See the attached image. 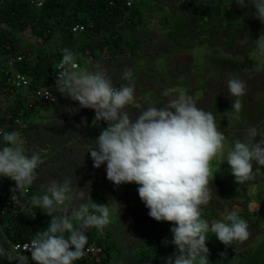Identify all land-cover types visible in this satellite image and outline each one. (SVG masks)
Masks as SVG:
<instances>
[{"label":"clouds","instance_id":"obj_1","mask_svg":"<svg viewBox=\"0 0 264 264\" xmlns=\"http://www.w3.org/2000/svg\"><path fill=\"white\" fill-rule=\"evenodd\" d=\"M235 2L241 8L253 9L254 17L260 23H264V0H235ZM134 3L135 0H130L127 5L132 8ZM30 4L35 9H42L45 0H32ZM167 11L172 12L169 9ZM206 23V21L200 22L199 26ZM164 26L165 32L163 27L156 26L149 32L156 37L158 49L166 47L168 51L161 50L167 52L164 56L158 52L160 59L156 55L155 61L147 60L152 64L146 66L147 70L154 69L150 67L161 66L160 61H163L170 51L177 55L189 53L195 55L199 48L212 46L216 40L225 43L227 51L238 48L242 42L244 46L247 42L255 41L253 55L264 56V28L251 32L243 38H237L232 46L229 41L218 40L215 36L213 39L211 35H208L209 38L203 36L200 38L205 41L211 40V43L204 46L197 45L182 52L179 42L175 44L176 41L167 40V25ZM87 29L86 25L77 24L72 27L71 32L77 36L87 32ZM21 37L22 45L11 54L8 63L0 68V77H2L0 79V119L3 113H7L16 105L26 108V113L20 109L21 107L19 108L12 123L0 122V189H3L1 191L7 195V200L0 203V234L6 237V232L13 231L16 224L11 225L6 220L8 217L16 218L24 209L32 214V218L40 215L45 218L51 217V219L48 228L36 232L31 242L10 243L3 238L9 249L8 260L13 259L18 264H73L74 261L83 257L89 261H99L105 257V252L96 242L88 243L90 233L106 238L110 228L113 234L119 231L122 239L125 240L123 228L130 231L133 226L135 228L139 226L141 230H144L141 224L142 219L137 220V217H131L128 211L130 208H133L135 212L140 209L143 214L142 208L146 207L147 212L144 210L142 223L146 221L150 231L153 219L162 221L163 224L166 222L165 226L174 224L170 231L165 232L163 225L161 230L163 236L173 234L171 243L177 249L173 256L167 258V264H207L208 256L212 253V246L207 247L206 244L210 233L213 236L216 235L217 239L226 245L222 250L224 258H227L224 249H233L231 245L234 242L243 243L252 238L254 228L249 217L247 220L240 216L243 214L238 210L228 211V209L220 220L213 221L218 218L213 216L216 213L214 207H212L214 212L211 208L206 210L205 207L212 200L211 187L215 189L211 185L212 182L219 185L216 193L220 200H224L232 193H238L240 187L253 183L260 189L255 194L259 193L258 197L264 202V132L258 130V127L262 129V123L249 127L246 139L235 138L232 141L233 146L225 157L226 135L237 132V127L241 126L232 127L229 134L226 131L224 133L217 126L214 108L205 111L198 107L197 100L183 89L164 90L162 95L168 99L160 106H157L161 100L160 96L153 93L152 99L158 101L139 111L133 118L127 108L134 99L138 98L135 87L142 81L141 77L147 70L137 71L141 65L138 64L135 67L137 63H133L132 67L126 68L122 77L117 80L118 73L115 72L110 76L109 72L117 69L121 64L119 61L111 62V56L107 52L97 59L89 50L85 54H74L66 48L62 56L54 61L53 84L49 87L32 89L30 78L19 71L18 67L27 61L35 63L33 52L41 50L44 47V41L34 36L30 30L24 32ZM160 44L163 46L160 47ZM168 44H171L169 48ZM12 50L9 46L8 51ZM237 54L233 52L227 55ZM136 62L140 60L136 59ZM257 72H259L258 69ZM120 84L123 85L119 86ZM247 85L250 86L239 78H229L226 81L228 96L235 97L232 111L236 113H239L243 107L240 98L246 94ZM255 104L256 112L264 108V105H261L262 101H255ZM79 105L95 111V120L91 122L88 134L85 132L86 129L79 127L75 117ZM46 109H55L57 112L55 119L63 124L51 128L58 130L57 137L60 140L59 147L55 149L37 147L36 143L33 140L30 141L24 133L30 125L37 127L36 129H42V127L50 129V126L37 125L31 119L32 113L36 115ZM62 110L64 114L58 118ZM72 119L75 124L71 123ZM236 119H239V116ZM86 124L88 123H82L85 126ZM71 127L74 128L73 131L70 130ZM76 131L82 133L78 138L73 136ZM63 137H66V140H63ZM25 143L32 144L31 150L34 151L26 148ZM85 145L91 147L88 153L93 160L88 159L87 162L86 155L71 156L69 161L66 160V151H70L68 155H71V152L76 149L75 146ZM46 157H54L52 162L46 164L49 168L48 172H45V169L42 170ZM217 157H221L223 162L227 161L231 168L222 167L220 178L212 181V161ZM76 159L81 162L69 165ZM86 163V172L93 166L95 174L101 170V165L105 164L107 179L126 192L123 194L124 191L121 189L117 191V194L110 193L111 187L100 185L94 190L106 192V196L98 192L100 195H91L85 204L68 205L71 204L70 201L76 200V196L83 199L85 193L80 188L79 193L73 194L71 179L65 178L62 181L61 178L59 179L60 171H55L53 167L55 164L61 166L64 177H68V174L85 176L84 173L78 172H84L83 166ZM75 169L78 170L75 171ZM227 172L228 174L232 172L235 180H230ZM39 178L43 181L46 179L49 186L45 190L40 188L41 192L45 193L32 196L31 205L26 209L23 206L24 198L31 196L32 189H36L33 183ZM98 179L106 182L103 177ZM124 183H129L128 187L121 186ZM119 193L121 208L118 212L112 210L117 215L114 220H110L109 208L115 203L108 201L107 195L116 200ZM11 199L15 201L12 208L8 206ZM106 202L113 204L101 205ZM143 203V207L138 205ZM30 207L33 210H30ZM67 207H70L71 214L67 212ZM35 208L38 212L44 210L46 214H37ZM261 209L264 211V203ZM124 211H127V214ZM245 213L248 214V212ZM121 215H127L128 220L125 221ZM249 215L252 218L258 216V214L257 216ZM254 221L259 225L262 219L257 217ZM94 229L98 232H93ZM152 232L153 234L147 232L145 239L140 242L153 236L155 231L152 230ZM138 243L131 242L127 245L133 247ZM250 250L252 253L260 251L264 253V243L255 247L253 242L243 251ZM0 254H4L3 249H0ZM218 257L221 258L219 251ZM228 259H239L240 263L243 262L239 255L237 256V251ZM118 262L122 263V261ZM115 263L117 262H112V264Z\"/></svg>","mask_w":264,"mask_h":264},{"label":"trees","instance_id":"obj_2","mask_svg":"<svg viewBox=\"0 0 264 264\" xmlns=\"http://www.w3.org/2000/svg\"><path fill=\"white\" fill-rule=\"evenodd\" d=\"M129 1L45 0L42 9H35L30 4L32 0H0V68L8 63L11 54L22 45L21 36L27 30L32 31L34 36L40 37L44 41V47L33 52L35 63L27 61L18 67L19 71L30 78L31 88L36 89L49 87L53 84L54 61L62 56V52L66 48H69L74 54H85L89 50L97 59L107 52L111 56V62L114 60L122 64L124 59L127 60L126 63H129V68L132 67L131 64L137 63L141 65L137 71H142L146 69L147 65H152L147 60L155 61L156 55L160 59L158 52L163 56L167 53L158 49L159 44L155 47L156 37L150 34L152 27H163L165 32L164 25L166 24L167 40L176 41L175 44L179 42L182 52L197 45L210 44L211 40L205 41L200 38L205 33L211 35V39L215 36L218 40L229 41L232 46L237 38H243L245 35H250L251 32L264 28V23H260L254 17L253 9L241 8L235 0H135L132 8L127 5ZM171 3L178 5V14L174 15L167 11L171 8ZM203 21L215 23L216 26L209 28L207 32L203 31V28L199 26ZM77 24L86 25L87 32L74 36L71 31L72 27ZM190 43L193 44L188 45ZM9 46L13 49L12 51H8ZM136 59L140 62H136ZM18 111L19 107L15 106L7 113H3L0 122L12 123ZM36 128L30 125L24 133L30 141L33 140L36 143L37 147H52L53 149L59 147L58 130L45 127ZM45 167L46 165L42 170ZM44 180L43 182L46 183V179ZM39 185L41 186L42 183ZM40 186L32 189L31 196L25 197L24 202L22 201L26 209L31 205L32 196H36L42 191ZM4 200H7V195L0 191V203L2 204ZM19 216L8 217L6 220L11 225L16 224L11 233L6 232V237L0 234V249L4 250V254H0V264H18L13 259H7L9 249L3 238L10 243L31 242L36 232L48 228L51 219V217L45 218L40 215L32 218V214L25 209ZM165 223L153 219L151 225L152 230L156 231L155 234L134 245L133 248L131 245L124 244L119 231L113 234L108 228L109 234L107 233L106 238H100L96 233H90L88 243L99 244L105 252V257L99 261H89L83 257L84 260L81 258L74 261L73 264H112V261H126L131 264H167V258L173 256L177 249L171 243L172 233L168 236L161 234L162 225L165 232L172 228L165 226ZM93 232L98 231L94 229ZM208 238L207 247L212 246L213 251L208 256L207 264H264V253L261 251L255 253H252L251 250L249 252L242 251L239 254L243 260L241 263L239 259L231 261V259L223 258L221 252L226 245L211 233L208 234ZM214 249L221 253V258L218 257V251L215 252ZM244 259H246L245 262Z\"/></svg>","mask_w":264,"mask_h":264},{"label":"rangeland","instance_id":"obj_3","mask_svg":"<svg viewBox=\"0 0 264 264\" xmlns=\"http://www.w3.org/2000/svg\"><path fill=\"white\" fill-rule=\"evenodd\" d=\"M171 4L172 5L171 8H169V10L172 11L174 15L178 14L177 13V9L179 8L178 5L174 3ZM214 26H216L215 23H206L205 25H200V27L203 28V31L206 32L209 31V28H214ZM204 36H206V38H209L207 33H205ZM154 44L156 47L157 42H155ZM161 46H163V44H160V47ZM170 46L171 44H168L167 47L169 48ZM242 46H243V42L241 43V45H239L238 48H235L232 51H227L226 44L216 40L215 44L212 46L199 48L198 51L195 52L196 53L195 55L191 53L186 55H177L174 54L173 51H170L167 57H165L163 61H160L161 66H156V68L150 67V68H154L151 70H147L148 67H146L147 71L144 72L143 76L141 77L142 81H140L139 84L136 85L135 87V91L138 92V98L134 99L133 103L128 106L127 110L134 118L135 115L139 113V111L143 110L145 107L149 105H152L153 102L158 101L152 99L154 98L153 93L154 95L156 94L158 97L160 96L161 100L157 105L160 106L166 103L168 99V97L162 95L164 90L169 88L183 89L188 94H191L197 100L198 107L203 108L205 111L211 110L212 107L214 108V116L216 119L217 126L224 133L226 131L227 134H229V131L232 130V127L241 126V127H237L238 129L237 132H232L228 136L225 134L226 141H225L224 156L226 157L227 152L233 146L232 141H234L235 138L237 137L246 139V133L249 127L262 123L263 124L262 129L261 127H258V130L264 132V108L257 112L255 111L256 109L255 101H262L261 105H264V80H263L264 56L253 55V51L256 47L255 41L247 42V44L243 46L244 48H246L245 50L242 48ZM161 50H167V49L165 47ZM233 52L234 53L236 52L238 54L231 56L227 55V54H233ZM124 63L125 61L121 65H118L117 69L109 72L110 76H112L113 73L117 72L118 73L117 80L120 79L122 77V74L124 73V70L129 67L128 63L126 64ZM198 64H204V65L197 66ZM137 66L138 64H135V67ZM257 69L259 72H257ZM156 74H161V75H156ZM229 78L242 79L251 86L250 87L247 85L246 94L240 98L243 107L239 113L232 111L233 98L235 97L228 96L226 81ZM143 96L145 98H143ZM16 106H18L19 108L21 107L20 109L24 110V112L26 113V108L20 105H16ZM138 106H140L139 109ZM60 108L61 107L59 105V109ZM77 109L78 111H76L75 117L77 118L79 127L86 129L85 132L87 133L91 126V122L95 120V111L94 109H90V108H82L80 107V105ZM254 112H256V114H254ZM63 114L64 113L62 110L59 113L58 118ZM237 116H239V119H236ZM56 117H57V112L55 111V109H46L44 111H40L39 114L36 115H34V113L31 114V119L33 120V123H37V125L50 126V129L53 127H58L63 125L60 124L58 119H55ZM64 118L65 121L67 122L66 116H64ZM72 120H70L72 121L71 123L75 124L74 119ZM83 122H87L89 125L88 124H86V126L82 125ZM105 122L108 123L107 121ZM73 129L74 128L71 127L70 130L73 131ZM81 135L82 133H78L77 131L73 133V136H75L76 138L80 137ZM63 140H66V137H63ZM25 147L29 148L30 151H34L31 150L33 149L32 144L28 145L27 143H25ZM75 147L76 149H74V151L71 152L72 153L71 155H68L70 151L65 152L67 161H69V158L71 156L82 157L83 155L87 156V162L88 159H92L91 154L88 153L89 149L91 148L89 147V145H85L83 147H77V146ZM53 160L54 157L52 158L46 157L45 158L46 163H44V165L48 164V162H52ZM80 162L81 160L76 159L72 164L69 163L68 164L75 165V163L79 164ZM86 167H87V163L84 164L83 166L84 172H78V173H84L85 176H81L77 174L75 175L68 174V177L63 176L64 171H62L61 166L55 164V166L53 167L55 171H60L59 179L61 178L62 181L65 178L71 179L73 194L79 193L81 189H83L85 193L83 199H80L78 196L75 195L76 200L70 201L71 204L68 205L77 206L78 204L80 206L81 204L86 203V201H88L87 199L91 197V195L93 194L94 196L100 195L101 193L100 191L94 190L96 187H99L100 185L102 187H107V186L111 187L110 193H114V194H117V191L122 189V188H118V185H115L113 182L107 179L105 164L101 165L100 167L101 170L96 174H95V168L93 166L90 167L88 172H86ZM222 167L228 168L230 167V165L227 163V161L223 162V159L221 157H217L212 161V169H213L212 181H215L220 178ZM48 169L49 168L46 167L45 171H47ZM77 170L78 169H75V171ZM228 173L229 172H227V174ZM227 176L230 180H235V177L232 175V172ZM102 177L106 182H102L101 179H98ZM41 183L42 185L40 186L39 184ZM33 185H35L36 187L40 186L42 190H45L49 186V183H45L43 182V180L37 179L33 183ZM128 185L129 183L121 184V186L124 187H128ZM211 185H213L215 189L211 187L212 200L205 207V209L207 210L208 208H211V210H213L212 207H214L216 213L215 215L213 214V216L218 218H216L213 221L220 220L225 215L226 213L225 210L229 209L228 211H231L233 209H236L238 210L239 213L243 214L240 215L242 218H246V219L248 217L250 218L249 221L251 222L252 227L254 228L252 238L248 239L243 243L234 242L231 245L233 249L230 248L224 249L225 256L226 257L228 256V258L229 256L232 257L234 256L235 251H237V256H238L240 252H242L246 248H249L251 246V243L253 242H255L256 247L264 243V211H262L261 209V206H263L264 202L262 201V199L258 197L260 195L259 193L255 194L256 191L257 192L260 191L257 185L251 183L245 187H240L238 189V193L236 194L232 193L230 196H227L228 198L225 197L224 200H220L219 196L216 193V191L219 188V185L216 184L215 182H212ZM1 190L3 189H0V191ZM122 190L124 191L123 192L124 194L126 191L124 189ZM44 193L45 192H40L38 193L37 196L42 195ZM103 193L104 196H106L107 193L106 192ZM119 195L120 193L118 194L116 200L114 197L107 195V200L114 201L113 203H115V205L109 208L111 211L110 220L115 219L117 215L116 212H118L119 209L121 208L120 206L121 197H119ZM113 203L109 204L108 202H106L105 204H101V205H111ZM124 204H126L125 201ZM138 205L140 207H143L144 203ZM69 208L70 207H67V212H69ZM29 209L33 210L32 207H30ZM137 209H139V207H137ZM34 210L35 212H37V214L38 213L46 214L44 210L39 212L38 209L36 208ZM112 210H116V212ZM144 210L146 211V207L142 208L143 214L140 209L135 212L133 208H130L128 211L131 217L134 218L137 217V220L142 219L143 221V215L145 214ZM245 212H248V214ZM124 213L127 214V211H124ZM69 214H71V211L69 212ZM249 214H254V215L258 214V216L257 215L256 216L262 219V222L259 221L260 224L257 225L255 223L256 221H254L257 220V217L252 218V216ZM121 217L125 221L128 220L127 215L124 216L121 215ZM142 221L141 224L144 227V230H141V227L139 226H137L136 228L135 226H133L130 231L123 228V232L126 237V239L124 240V244H129L131 242L135 244L140 242L142 239H145L146 237L145 235L147 232L148 234H153L152 230L150 231V229L148 228L147 226L148 224L146 223V221H144L145 224L142 223ZM168 226L173 227L174 224L170 223V225ZM256 239H258V241ZM115 264H127V263L117 262Z\"/></svg>","mask_w":264,"mask_h":264},{"label":"bare ground","instance_id":"obj_4","mask_svg":"<svg viewBox=\"0 0 264 264\" xmlns=\"http://www.w3.org/2000/svg\"><path fill=\"white\" fill-rule=\"evenodd\" d=\"M25 201H26V200H25ZM84 204H85V203H84ZM18 217H20V216H18ZM12 218H13V217H12ZM20 221H21V219H20ZM20 221H19V222H20ZM22 221H23V220H22ZM7 222H8V221H7ZM19 225H20V224H19ZM20 227H22V226H20ZM155 232H156V231H155ZM257 235H258V234H257ZM159 236H160V235H159ZM256 237H257V236H256ZM152 239H153V238H152ZM262 239H263V238H262ZM256 240L258 241V239H256ZM256 240H255V241H256ZM9 242H10V241H9ZM260 244H261V242H260ZM207 245H208V244H207ZM216 246H217V245H216ZM131 247H132V246H131ZM135 247H136V246H135ZM213 247H214V246H213ZM219 247H220V246H219ZM255 247H256V246H255ZM132 248H133V247H132ZM214 248H215V247H214ZM223 248H224V247H223ZM215 249H216V248H215ZM215 249H214V251H215ZM244 249H245V248H244ZM129 250H130V249H129ZM220 250H221V248H220ZM212 251H213V250H212ZM118 252H119V251H118ZM215 252H217V251H215ZM215 252H214V253H215ZM219 253H220V252H219ZM221 253H222V252H221ZM221 253H220V254H221ZM133 254H134V253H133ZM133 254H132V255H133ZM115 255H116V254H115ZM252 255H253V254H252ZM254 256H255V255H254ZM260 256H261V255H260ZM111 257H112V256H111ZM223 258H224V257H223ZM255 258H256V257H255ZM104 259H105V258H104ZM118 259H119V258H118ZM124 259H125V258H124ZM208 259H209V258H208ZM227 259H228V256H227ZM227 259H226V260H227ZM82 260H84V259L82 258ZM115 260L117 261V259H115ZM144 260H145V259H144ZM144 260H143V262H144ZM222 260H223V259H222ZM224 260H225V259H224ZM77 261H78V260H77ZM123 261H124V260H123ZM136 261H137V260H136ZM146 261H147V259H146ZM231 261H232V259H231ZM231 261H226V262H231ZM249 261H250V260H249ZM87 262H89V261H87ZM108 262H110V261H108ZM112 262H113V261H112ZM117 262H118V261H117ZM130 262H131V261H130ZM244 262H245V261H244ZM95 263H96V262H95ZM124 263H125V262H124ZM132 263H133V262H132ZM147 263H148V262H147ZM210 263H211V262H210ZM232 263H233V262H232ZM247 263H248V262H247ZM75 264H76V263H75ZM92 264H93V263H92ZM98 264H99V263H98ZM127 264H129V263H127ZM142 264H144V263H142ZM222 264H223V263H222ZM226 264H227V263H226Z\"/></svg>","mask_w":264,"mask_h":264},{"label":"built area","instance_id":"obj_5","mask_svg":"<svg viewBox=\"0 0 264 264\" xmlns=\"http://www.w3.org/2000/svg\"><path fill=\"white\" fill-rule=\"evenodd\" d=\"M19 60H21V59L19 58ZM14 202H15V201H14L13 199H11V201L9 202V205H8V206L12 208Z\"/></svg>","mask_w":264,"mask_h":264}]
</instances>
